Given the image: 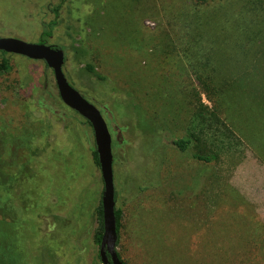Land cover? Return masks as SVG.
Returning a JSON list of instances; mask_svg holds the SVG:
<instances>
[{"label": "rangeland", "instance_id": "1", "mask_svg": "<svg viewBox=\"0 0 264 264\" xmlns=\"http://www.w3.org/2000/svg\"><path fill=\"white\" fill-rule=\"evenodd\" d=\"M45 30L112 133L122 259L264 264V0H0V36ZM3 60L0 264H103L93 128L44 60Z\"/></svg>", "mask_w": 264, "mask_h": 264}, {"label": "water", "instance_id": "2", "mask_svg": "<svg viewBox=\"0 0 264 264\" xmlns=\"http://www.w3.org/2000/svg\"><path fill=\"white\" fill-rule=\"evenodd\" d=\"M0 51L24 55L31 59L44 60L54 72L62 101L90 122L94 131L99 166L104 182L101 197L103 234L99 255L103 264H126L119 256L117 249L119 235L115 213L113 137L101 110L67 79L63 68L65 51L62 47L47 42H31L13 36H0Z\"/></svg>", "mask_w": 264, "mask_h": 264}, {"label": "trees", "instance_id": "3", "mask_svg": "<svg viewBox=\"0 0 264 264\" xmlns=\"http://www.w3.org/2000/svg\"><path fill=\"white\" fill-rule=\"evenodd\" d=\"M55 10L58 11V6L55 7ZM55 21H51L50 23H48V26L49 27H53L55 25ZM262 31V30H261ZM47 30L44 31V33L41 35L40 37V41L41 42H47V39H46V35H47ZM2 53H7L5 51H1ZM88 67L95 72L94 70V66L92 64H88ZM0 68L1 69H8L9 66H8V61L7 60H3V63L0 65ZM87 120V119H86ZM87 122L90 124V122L87 120ZM191 141L190 138H177V139H174V143L179 146L180 148L184 149L187 147L188 143ZM195 156L199 159H203V160H206V161H210L213 159V156L212 155H205V154H195ZM93 158H94V161L97 165H99V159H98V152H97V149L94 148L93 149ZM102 201H100V204L98 205V207L96 208V213H97V218H98V227L96 228L95 230V233H94V240L97 244L100 245L101 243V239H102V234H103V211H102ZM115 213H116V219H117V231H118V235L120 234V226H121V215H122V211L118 208L115 209ZM118 254L119 256L121 257V254L120 252L118 251ZM100 257V255H99ZM122 258V257H121ZM124 262H126L124 260ZM126 264H128L126 262Z\"/></svg>", "mask_w": 264, "mask_h": 264}]
</instances>
